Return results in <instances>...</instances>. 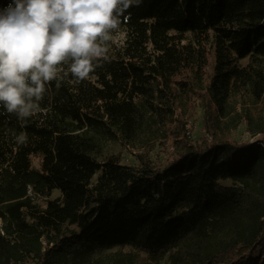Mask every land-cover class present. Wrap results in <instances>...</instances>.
I'll return each instance as SVG.
<instances>
[{
    "label": "trees",
    "instance_id": "1",
    "mask_svg": "<svg viewBox=\"0 0 264 264\" xmlns=\"http://www.w3.org/2000/svg\"><path fill=\"white\" fill-rule=\"evenodd\" d=\"M128 13L120 49L84 81L51 82L24 128L0 109V264H91L97 247L120 248L97 264H264V0H143ZM198 89L203 140L174 132L162 166L99 159L105 141L167 136ZM243 123L253 140L230 138Z\"/></svg>",
    "mask_w": 264,
    "mask_h": 264
},
{
    "label": "clouds",
    "instance_id": "2",
    "mask_svg": "<svg viewBox=\"0 0 264 264\" xmlns=\"http://www.w3.org/2000/svg\"><path fill=\"white\" fill-rule=\"evenodd\" d=\"M143 0H10L0 6V109L21 128L40 110L55 82L87 79L109 59L111 30ZM18 145L28 134L15 133Z\"/></svg>",
    "mask_w": 264,
    "mask_h": 264
},
{
    "label": "rangeland",
    "instance_id": "3",
    "mask_svg": "<svg viewBox=\"0 0 264 264\" xmlns=\"http://www.w3.org/2000/svg\"><path fill=\"white\" fill-rule=\"evenodd\" d=\"M126 37V32L120 26L117 29L111 30L110 40L107 42L108 53H114L123 45ZM246 63V60H243ZM184 100L176 109L174 122L170 126V131L167 136L161 135L156 139L140 142L138 144H125L121 140L105 141L99 149L98 157L100 160L109 156L117 157L122 163L133 165L139 164V156L148 154L153 163L158 166L166 164L170 160V156L175 151L174 132L181 138L185 131L186 139L191 142H200L207 137L205 129V110L209 99L205 89H198L195 92H190L187 96L183 94ZM230 138L240 142L253 140L251 134L247 129L246 123L241 124L236 130H233ZM101 172L99 171L93 178V183H96ZM231 184V181L225 182ZM61 195L60 190H55L50 197L51 200L56 199ZM38 205L45 206L47 204L46 198H38L35 200ZM66 229L80 231L77 225H66ZM119 247L111 249L95 248L91 256V264H97L99 261H108L112 253L118 251ZM124 251L130 250V247L123 248ZM147 257V255H144ZM166 259V257H165ZM164 259V260H165ZM25 264H31L27 262Z\"/></svg>",
    "mask_w": 264,
    "mask_h": 264
}]
</instances>
